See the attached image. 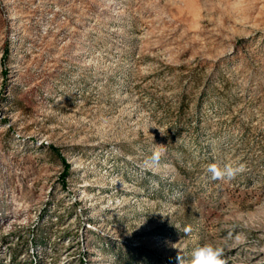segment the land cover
I'll return each mask as SVG.
<instances>
[{
  "label": "rangeland",
  "instance_id": "rangeland-1",
  "mask_svg": "<svg viewBox=\"0 0 264 264\" xmlns=\"http://www.w3.org/2000/svg\"><path fill=\"white\" fill-rule=\"evenodd\" d=\"M204 243L264 264V0H0V264Z\"/></svg>",
  "mask_w": 264,
  "mask_h": 264
},
{
  "label": "clouds",
  "instance_id": "clouds-1",
  "mask_svg": "<svg viewBox=\"0 0 264 264\" xmlns=\"http://www.w3.org/2000/svg\"><path fill=\"white\" fill-rule=\"evenodd\" d=\"M160 155V152H154L150 160L145 162L146 165L151 168L153 165L158 164ZM245 170L246 164L239 161L214 162L207 166V172L210 174L209 179L212 181L230 182ZM222 255V248L212 243H204L194 250L190 264H225ZM177 259L181 261L182 258L178 256Z\"/></svg>",
  "mask_w": 264,
  "mask_h": 264
},
{
  "label": "trees",
  "instance_id": "trees-1",
  "mask_svg": "<svg viewBox=\"0 0 264 264\" xmlns=\"http://www.w3.org/2000/svg\"><path fill=\"white\" fill-rule=\"evenodd\" d=\"M63 163H64V165H65V174L63 175V177L68 173V171H69V164H68V162L66 161V160H63Z\"/></svg>",
  "mask_w": 264,
  "mask_h": 264
}]
</instances>
